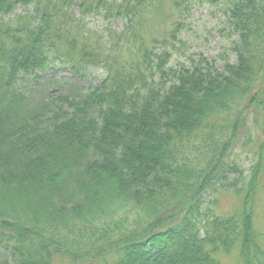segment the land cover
I'll list each match as a JSON object with an SVG mask.
<instances>
[{
  "label": "trees",
  "instance_id": "trees-1",
  "mask_svg": "<svg viewBox=\"0 0 264 264\" xmlns=\"http://www.w3.org/2000/svg\"><path fill=\"white\" fill-rule=\"evenodd\" d=\"M187 1L0 0V264H264V139L246 174L223 158L254 103L264 127V0H229L221 68L201 52L168 65ZM90 12L125 24L94 31ZM49 57L105 76L36 102L19 80ZM228 190L241 207L215 213L206 192Z\"/></svg>",
  "mask_w": 264,
  "mask_h": 264
},
{
  "label": "rangeland",
  "instance_id": "rangeland-1",
  "mask_svg": "<svg viewBox=\"0 0 264 264\" xmlns=\"http://www.w3.org/2000/svg\"><path fill=\"white\" fill-rule=\"evenodd\" d=\"M188 12L184 17H181L182 26L177 33V39L174 40L176 47L173 49L170 44L166 47L172 52L168 65H178L184 63L190 64L189 58L195 53L201 52L208 60H213L217 68H221L225 60H235V54L231 52L230 46L237 39V33L232 29L233 26L229 23V0H188ZM32 6L24 5L23 3L16 4L14 13H26L31 11ZM69 11H72L77 17L80 16L79 8L75 5L70 6ZM86 27L94 31H103L108 33V30H121L125 19L121 17H106L103 13L90 12L83 16ZM178 39L183 42V45L178 42ZM75 68V69H74ZM71 68V65L49 57L43 67L36 70L34 75H25L19 80V85L30 90L32 93L31 99L34 101L48 100L51 96L58 93L67 94L69 92L78 91L76 87L86 90L88 87L96 85L105 76V71L101 67L93 66H76ZM264 80V72L262 73ZM262 88H264L262 86ZM262 94V93H261ZM254 103L251 113L248 116L249 126L247 131L245 127H239L228 130L223 136V139H228L233 136L234 144L231 149L226 150L224 159L226 161L235 162L241 169H244L245 174L247 169L256 159L260 146L261 139H264V127L262 126L261 106L258 107ZM240 126V125H239ZM251 135V140L246 138ZM264 157V150H262ZM223 159V160H224ZM264 168L260 185L255 196V223L259 228H264ZM231 174L229 177H235ZM176 180H173L175 182ZM206 197L213 203L215 213H225L238 210L241 207L242 199L240 196L233 194V190L218 191L215 194L206 192ZM247 202H244L245 204ZM210 207V205H209ZM256 215V216H255ZM222 264H241L238 259V254L233 252L230 255H221ZM93 260L86 256L66 261L64 264H92Z\"/></svg>",
  "mask_w": 264,
  "mask_h": 264
}]
</instances>
